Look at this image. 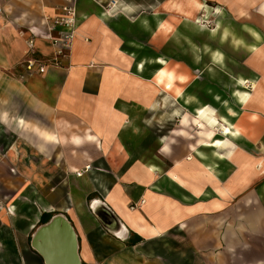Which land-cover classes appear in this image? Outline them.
<instances>
[{"label": "crops", "instance_id": "obj_1", "mask_svg": "<svg viewBox=\"0 0 264 264\" xmlns=\"http://www.w3.org/2000/svg\"><path fill=\"white\" fill-rule=\"evenodd\" d=\"M117 2L118 6L110 5L109 9L98 0H3L1 3L0 148L4 135L10 142L3 151L0 149V153L4 152V157L0 154V264H45L30 241L43 223L41 219L49 221L55 215L73 227L80 264H264V168L259 162L264 160V105L244 109L236 119L245 130L235 143L228 140L234 146L233 151L225 145L219 149L234 165L232 172L229 163L221 161L223 172L219 180L190 176L203 168L201 164L198 168V164L190 162L195 159L193 157L190 160L185 159L187 155L182 158V149L175 155L176 159L173 157V136L178 135L173 134L175 130L170 134L168 152L162 151L163 143L157 141L160 154L172 162L169 168L159 159L141 160L124 154L127 149L124 144L143 135L141 127L134 123L135 115L130 113L133 107L130 83L148 82L151 96L160 92L155 93V87L146 76H136L128 51L136 50L140 57L159 54L152 50L143 55L140 54L143 49L127 46L126 41L131 37L125 38L123 22L128 16L138 14L133 32L167 50L174 48L161 35L152 36L136 24L140 16H146L153 25L152 14L165 0ZM260 2L206 0L211 7L220 8L225 19L233 17L239 22L223 23L235 36L245 31L243 25L264 30L259 14L260 19L255 24L239 15V10L250 14V9ZM225 5L230 8L229 15ZM63 6L76 10V36L69 56L55 63V52L46 36L47 18L60 13ZM103 10L110 13L109 18L102 17ZM162 13L167 16L165 11ZM242 35L243 38L251 36V42L254 40L249 32ZM227 37L220 47L227 55L229 71L248 78H262L264 59L255 58L247 48L249 62L258 73L231 70L233 60L224 47L233 53L239 48L233 46L230 35ZM134 38L132 40L136 41ZM28 39H33L30 49ZM263 41L262 35L260 43L264 45ZM199 44L197 48L219 45L215 39H203ZM185 54L189 56L188 65L184 63L186 55H182L183 62L178 63L190 67L191 55ZM161 56L176 64L168 56ZM201 56V65L203 62L209 65L207 53ZM33 57L47 63L44 73L25 70L23 64ZM154 67L157 65L148 66L149 69ZM214 70V77H209L205 69V79L226 76L230 82L225 87L230 90L229 72L218 70L216 66ZM191 72L193 81L196 73ZM220 87L225 90L223 84ZM186 88L189 89L188 84ZM142 97L146 103L141 111H146L152 102L147 95ZM249 114L257 117L251 119ZM131 122L140 129L139 134L130 129ZM193 141L187 146L190 152V145L196 143V138ZM206 152L211 157V150ZM235 159L238 160L236 164ZM87 164L92 168L76 176L74 172ZM149 164L159 170L150 173ZM97 167L102 170L98 171ZM169 172L201 190L203 195L177 184ZM216 188L227 193V198L220 199V206L214 203V198H219ZM248 189L256 190L255 196L248 194ZM236 196H240L239 202L233 205L232 198ZM96 200L102 201L112 215L123 222L125 230L121 235H114L100 222L91 209ZM141 200L143 204L129 208ZM198 204L204 210L195 208ZM238 206L242 209L236 210ZM175 207L179 209L177 214ZM186 207L194 209L189 211ZM124 216L141 218L142 225H150L158 232L141 236L125 222ZM219 224L225 226L219 229ZM222 244L226 246L224 249H220Z\"/></svg>", "mask_w": 264, "mask_h": 264}, {"label": "bare ground", "instance_id": "obj_2", "mask_svg": "<svg viewBox=\"0 0 264 264\" xmlns=\"http://www.w3.org/2000/svg\"><path fill=\"white\" fill-rule=\"evenodd\" d=\"M112 7L119 5L117 0H112ZM252 3H254L252 1ZM165 11L167 16H162V12ZM257 14L262 16L264 21V0H261L256 6ZM251 18V14L244 10H239V15ZM103 18H109L110 13L107 10H103L101 13ZM153 25L150 24L149 18L146 16H140L137 21V27L142 31H148L152 36L161 35L167 40L174 48L187 51L191 55L190 67H185L183 63L178 62L173 65L170 61L160 55H145L138 56L136 50L128 51V55L132 57L134 61L133 71L138 77H147V80L155 87V93H165L172 101L185 110L182 115L179 125V130L173 131V134L181 133L186 135L188 139L195 140L194 145H190L191 153L187 154V160L192 157L200 160V164L203 169L196 172H192L189 175L194 178H207L209 180H219L222 177L223 167L217 163H211L215 158L218 161L227 162L232 167V159H225L219 149L229 139H232L235 143L237 139L241 137L242 132L245 130V126H241L240 121L236 123V119L242 115L244 109L254 107L255 105H264V76L262 78L258 76L244 77L243 75H234L229 71V63L227 62V55L220 47L227 36L230 35L231 42L235 48L245 46L255 58L264 59V45L260 43L262 35L261 33L250 26L243 25L244 30L241 33L249 32L252 37V42H245L243 35L235 36V33L230 31L228 26L223 24L226 15L218 7H211L206 0H165L162 7H158L154 10ZM212 20L211 27L204 22ZM217 40V46L205 45L202 48H197L196 40ZM186 41V46L183 41ZM196 43V44H194ZM126 45L135 49H143V45L132 39H129ZM207 53V57L210 60V64L206 66V73L209 77H214L215 66L218 70L228 71L231 79L232 88L228 91V97L222 95L219 92L213 91V88H205V93L211 96V103H203L196 95L191 94L186 84H189L191 80V70L195 71L199 69L201 65L202 53ZM183 57V56H182ZM219 57V59H217ZM157 65L154 68H148V66ZM191 72V73H190ZM195 74V73H194ZM195 76V75H194ZM246 85H249L250 90L246 89ZM145 108V107H144ZM243 109V110H242ZM188 111V112H187ZM249 117L255 118L257 115L249 114ZM130 129L135 134H139L140 129L131 122L129 124ZM220 129H217V126ZM198 129V131L196 130ZM188 130L195 131L192 135ZM172 140L169 137L162 144V151L168 152L169 142ZM208 148L211 150V157L206 154L202 149ZM261 168H264V160H260ZM176 165H180L176 163ZM158 169L157 166L149 164L147 170L152 173ZM159 170V169H158ZM173 180L182 186L189 187L193 192L199 196L203 195L201 190H197L195 187L189 186V184L176 176L173 172L168 173ZM264 190V183L263 188ZM216 195L219 198H214L216 206L221 205L220 199L227 198V193L222 188H216ZM166 205H169V201H165ZM189 211H193L194 208L186 207ZM195 208L204 210L200 204ZM91 209L100 219V222L114 235H121L125 230V225L121 220L116 219L110 210L102 203V201H93ZM175 214L179 212V209L175 207ZM125 222L141 236L147 237L154 235L158 230L152 226H145L141 224V218L134 219L124 216Z\"/></svg>", "mask_w": 264, "mask_h": 264}, {"label": "rangeland", "instance_id": "obj_3", "mask_svg": "<svg viewBox=\"0 0 264 264\" xmlns=\"http://www.w3.org/2000/svg\"><path fill=\"white\" fill-rule=\"evenodd\" d=\"M3 0H0V2L2 3ZM99 2H101L102 6L105 7L106 9H109L110 5H111V0H98ZM119 1V0H118ZM120 9H123L124 7L119 6ZM225 8V10L228 12V15L230 13V8L228 6H223ZM222 7V8H223ZM229 8V9H228ZM256 8V7H255ZM253 7L252 9H250V14L252 16V19H248V21H250V23L252 22L253 24L256 23V21L258 19H260V16L256 13V10ZM138 14H133L128 16V19H125L126 21L123 22V27L122 30L125 34V38L128 39H132L134 38L136 41H139L142 43V45H144L143 48V52H141L140 54L145 55L147 52H150L153 50L154 53L164 56H168L170 60H172L174 63L177 62H183L182 60V55H186V61L184 62L185 64L188 63L189 60V56H187V51L181 52L182 50H179L180 48H174V50H167L159 45H155L154 42H151L149 39H147L146 36H140L137 33L133 32L134 31V24H135V19L137 18ZM231 16V14H230ZM224 21H230V23H239L236 19H234L233 17H231L230 19H225ZM206 25L211 26V24H213L212 20H208V22H204ZM251 23V24H252ZM259 31L262 33L263 38H264V30L263 29H259ZM239 35L241 33L238 32ZM137 35V36H136ZM251 36H244V40L245 42H251L250 39ZM203 40V39H202ZM202 40H196V45H200L199 42ZM185 41V40H182ZM186 42V41H185ZM264 42V41H263ZM127 43V41H126ZM178 47V46H177ZM224 50L228 53L229 55H231V58L233 60V66L231 68V70L235 73H252V74H257L258 72H256L254 70V68H252L250 62H249V58L247 55V51H246V47L245 46H240L239 51L233 53L232 51H230L229 48H225ZM183 63V64H184ZM202 68L195 70L196 73V77L193 78L192 83L188 84V91L191 92L193 95H196L203 103L205 104H210L211 103V99L210 97H208L207 95H205L203 93V91H205V88L207 86H211L213 88V91L216 92H221L220 90H223L220 86L221 84H223V86L225 87L230 80L226 79V76H222L221 79H210L207 81V79H205V67H206V63L203 62L202 63ZM188 65V64H187ZM132 73V72H131ZM194 75V74H193ZM194 77V76H193ZM151 85L146 82V84H141V85H137L134 83V81H132L130 83V87H129V93H131L133 95V99H131L132 103H133V107L131 108V115H135L134 117V123L136 125H138L139 127H141L142 131H143V135L141 136H136L134 138V141L131 143H127L124 144V146H126L127 149H124V154L126 155H132L133 157H136L138 159H146V158H150L152 157L153 159H159L160 161L165 162V167H171L172 166V162L170 160H168V158L162 156L159 152L160 146L158 145L159 143H163V141L167 140L170 137V134L173 130H179L182 129L180 128L179 125V121L182 117V115L185 113V110L183 108H181L180 104L176 105V103L174 101L171 100V98L169 96H167L165 93H159L157 95H152L151 96ZM228 86V85H227ZM246 89H249V85H246ZM228 91L229 89H227V87H225V90L222 91V94L225 95V97H228ZM147 95V97H149L148 101L151 100L152 105L151 106H147L146 111H141L143 104L146 103V101L144 100V98L142 97L143 95ZM147 100V99H146ZM217 129H220L221 127L218 125L216 127ZM198 131V129H196ZM195 130V132H196ZM189 132H191L192 134L195 133L193 131L188 130ZM187 136L183 135V134H179L173 136V139L175 140L173 145H171L172 150H173V157L175 158L179 151L182 149V153H180L182 156V158H184V156H186L187 154H190L191 152L189 151V148H187V146L189 145L188 143H194L193 140L187 139ZM158 141V144H157ZM10 142V139L4 135L3 137V149L5 147H7L8 143ZM227 144H225V146H228V150L229 151H233L234 150V146L232 145V143H230L229 141L226 142ZM1 149V151H3V149ZM259 148V147H258ZM203 151H209L210 149H202ZM207 153V152H206ZM1 156L4 157V152L0 153ZM28 159L32 158L27 156ZM176 159V158H175ZM5 160V158L3 159V161ZM186 161V160H185ZM237 159L234 160V164L237 163ZM191 163L194 164H198V168H200V162L198 160L192 159V161H190ZM214 163L220 164L221 161H218L217 159H213ZM194 165V166H196ZM236 166V165H235ZM92 168V167H91ZM232 168H234V165L231 167V171L233 172ZM98 171L102 170L101 168H96ZM104 169H107V167H105ZM53 173V172H52ZM54 174V173H53ZM55 175V174H54ZM235 175V174H234ZM238 176V175H236ZM258 191V190H257ZM255 192L256 190H247V193L250 195L255 196ZM240 198V196H236L232 198V204L235 205L236 203H238V199ZM26 201V200H25ZM136 202H134L133 204L129 205V208L133 207V205ZM138 207V206H137ZM134 206V208H137ZM242 209L241 207H237L236 210H240ZM237 213V211H236ZM239 213V212H238ZM232 226H237L240 227L239 223H230ZM223 226H225L224 224H219V229L223 228ZM224 230V229H223ZM226 246H224L223 244L221 245L220 249H224Z\"/></svg>", "mask_w": 264, "mask_h": 264}, {"label": "water", "instance_id": "obj_4", "mask_svg": "<svg viewBox=\"0 0 264 264\" xmlns=\"http://www.w3.org/2000/svg\"><path fill=\"white\" fill-rule=\"evenodd\" d=\"M30 244L45 264H80L73 227L59 215L40 224Z\"/></svg>", "mask_w": 264, "mask_h": 264}, {"label": "built area", "instance_id": "obj_5", "mask_svg": "<svg viewBox=\"0 0 264 264\" xmlns=\"http://www.w3.org/2000/svg\"><path fill=\"white\" fill-rule=\"evenodd\" d=\"M113 4L112 0L110 1ZM2 13V5L0 2V14ZM48 20V32L46 36L49 38L53 51L55 52V63L59 59L67 58L70 53V48L72 46L73 40L75 38L77 19L76 10L74 7L63 6L60 9V13L47 18ZM28 48L33 46V39H28ZM46 62L40 60L39 58L33 57L25 61L23 64L25 70L28 73H44L46 70ZM91 168L90 164L85 165L82 170H76L74 173L76 176H81L84 171ZM144 200L136 202L134 206L137 207L143 204Z\"/></svg>", "mask_w": 264, "mask_h": 264}, {"label": "trees", "instance_id": "obj_6", "mask_svg": "<svg viewBox=\"0 0 264 264\" xmlns=\"http://www.w3.org/2000/svg\"><path fill=\"white\" fill-rule=\"evenodd\" d=\"M41 221H42L43 223H45V222H47V219H46V218H42Z\"/></svg>", "mask_w": 264, "mask_h": 264}, {"label": "snow or ice", "instance_id": "obj_7", "mask_svg": "<svg viewBox=\"0 0 264 264\" xmlns=\"http://www.w3.org/2000/svg\"><path fill=\"white\" fill-rule=\"evenodd\" d=\"M217 59H219V57H217Z\"/></svg>", "mask_w": 264, "mask_h": 264}]
</instances>
